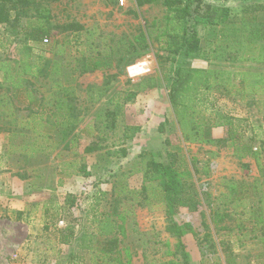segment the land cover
I'll return each mask as SVG.
<instances>
[{
  "label": "rangeland",
  "instance_id": "rangeland-1",
  "mask_svg": "<svg viewBox=\"0 0 264 264\" xmlns=\"http://www.w3.org/2000/svg\"><path fill=\"white\" fill-rule=\"evenodd\" d=\"M47 1L53 25L75 22L83 30L53 29L46 37L49 43L31 41L32 50L27 52L22 42L37 22L21 18L17 29L8 33L7 27L0 25V97L14 98L23 106L32 91L42 100L41 109L47 114L58 86L65 87L72 102L79 104L82 112L85 108L86 117L96 122L95 127L77 125V131L87 129L91 136L85 140L79 133L72 136V140L79 138L72 147V163H78L77 169L84 165L80 150H85L92 138L101 141L103 150L96 169L90 171L92 175L96 172L87 179L88 192L56 194V201L48 197L43 209H36L37 215H43L38 220L17 221L14 214L7 219L0 215V264H228L230 260L233 264H264V242L258 238L262 233L251 215V208L264 200V86L253 88L251 74L264 75V65L218 57L217 51H225L221 37L224 24L198 29L199 56L177 57L162 51L166 31L181 29L178 21H170L174 14L164 0L143 7L133 1L126 8L119 7L117 0ZM206 1L218 20L224 10L229 11V20H238L246 7H264V0ZM259 18L264 20V11L259 12ZM142 32L148 37L147 46L132 47ZM96 61H109L111 68L82 73L83 67ZM145 61L149 63L148 74L132 80L128 68ZM178 65L218 73L217 85L203 97L196 118L203 137L213 143L184 141L168 101L169 79ZM43 66L49 73L45 78L38 74ZM16 84L24 88L17 94L13 89ZM134 93L133 101H126ZM159 105L165 109L160 111ZM164 111L166 120L158 133L152 120ZM141 125L146 126V138L161 145V157L168 163L175 159L183 183L194 185L197 210H172L160 181L144 183L146 162L154 158L152 153L137 148L131 156L122 155V144L129 148L123 136L136 138ZM45 131L54 133L50 126ZM3 143L7 145L4 139ZM49 162L46 156L38 159L41 166ZM75 168L72 166V171ZM233 186L238 187L237 193L231 191ZM96 213L110 215L117 224V234L109 237L119 240L118 250L110 257L89 250L97 246L89 238L82 241L84 235H98L101 240L107 236L100 234ZM172 223L180 227L181 235L167 231ZM67 232L74 236L66 245L61 239Z\"/></svg>",
  "mask_w": 264,
  "mask_h": 264
},
{
  "label": "trees",
  "instance_id": "trees-1",
  "mask_svg": "<svg viewBox=\"0 0 264 264\" xmlns=\"http://www.w3.org/2000/svg\"><path fill=\"white\" fill-rule=\"evenodd\" d=\"M56 1V0H55ZM138 7L149 5L156 0H136ZM47 0H0V25H5V33L11 29L15 31L21 18L35 20L37 26L31 33H27L23 39L24 48L27 52H31L32 47L29 43L42 42L46 37L51 35L53 29H60L63 32L76 33L83 30V26L79 23H68L64 25H53L51 10L48 7ZM164 5L174 15L170 21H178L181 25L179 32H172L170 29L166 31V40L161 48L162 51L173 54L177 57L199 56L201 52L200 38L198 36L199 28L216 27L224 24L221 30L222 45L225 51H217L218 57L227 56L230 62H253L264 65V20L259 18V12L264 11L261 5L248 6L244 9L240 19L229 20V11L224 10L220 20L213 6L206 0H164ZM14 14V17L11 15ZM21 43V42H20ZM148 43L147 35L142 32L134 38V43L141 48L146 47ZM226 49H230L226 51ZM224 52V53H223ZM48 62V63H47ZM46 63L49 65L50 61ZM111 68L109 61H96L92 65L82 68V73H92L97 70ZM38 74L47 77L49 73L45 67L38 69ZM217 71L212 69H198L185 65H178L173 76L169 79V102L174 109L180 130L182 132L185 143H213L214 140L205 139L203 137L202 125L196 118L199 117L202 105V99L215 89L218 82ZM246 75V74H245ZM254 78L251 86H264V75L253 73ZM244 83V80L242 81ZM18 86V85H17ZM61 86V85H59ZM136 94H131L126 101H133ZM114 115V114H113ZM225 118V117H222ZM228 121V119H227ZM228 124V122H227ZM222 126V125H220ZM133 130V129H132ZM163 131V126H160ZM93 148L86 149L89 153ZM124 157L127 155L124 151ZM176 161L172 159L169 163H160L153 158L148 159L144 171V183L152 181H160V186L166 195L169 207L177 211L179 208H188L189 210H197L195 203L196 190L193 184L189 186L180 178V172L176 168ZM195 170V173L198 172ZM238 187L233 186L231 191L237 193ZM142 191H147V187H143ZM251 215L255 218L254 224L259 228L262 236L260 240L264 242V200L262 199L258 206L251 208ZM102 236L101 240L98 235H84L82 241H94L96 247H90L89 250L97 251L104 257H110L118 250L119 240L116 237H109L117 234V224L112 218H104L98 221ZM167 231L172 235H181L180 227L176 223H172ZM73 232H67L61 241L64 244H70L73 238ZM257 238V237H256ZM187 264V263H185ZM228 264H233L231 260Z\"/></svg>",
  "mask_w": 264,
  "mask_h": 264
},
{
  "label": "crops",
  "instance_id": "crops-1",
  "mask_svg": "<svg viewBox=\"0 0 264 264\" xmlns=\"http://www.w3.org/2000/svg\"><path fill=\"white\" fill-rule=\"evenodd\" d=\"M50 61L55 62L53 59ZM13 89L16 90V94L24 90L17 84L13 86ZM158 91L159 89L155 92L158 93ZM56 94V100L51 104L52 107L47 114L41 109L42 100L35 98L32 91L28 94V104L23 106L21 101L17 102L14 98L11 100L10 97H5L8 100L6 101L5 98L0 97V153L3 154L0 160L4 161L0 163V215L4 219L14 214L17 221L28 218L38 220L43 215L41 212L37 215L36 209H43L47 204L45 201L49 200L48 197L52 196V200L56 201L57 196L66 194L68 191L82 190V193H86L90 188L87 179L93 177L96 172L93 170V175L90 173L96 167L97 158L103 150L101 141L97 137L92 138V142L85 147V150L82 152L80 150L84 165L77 169L78 163H72V147H75L74 143L79 138L77 136L72 140V136L79 133L81 139L85 140L87 135L91 136V134L87 129L77 131V125H94L95 127L96 122H91L86 117L85 108L82 112L79 104L72 102L71 93L65 87L58 86ZM153 94L155 93L151 95ZM158 109L161 111L165 109V106L159 105ZM22 113L27 115L22 116ZM165 120V111L157 120L153 118L152 123L158 126V133ZM5 125L10 128L6 129ZM47 126L53 127L54 133H45ZM114 126L112 123L111 127L114 128ZM16 127H19L18 130ZM140 131L136 138L133 135L123 136V142L129 148L126 150L125 144H122L121 153L125 151L126 154L128 152L125 157L131 156L138 148L152 153L155 161L168 163L164 157H161L160 153L163 152L161 145L154 144L146 138V126L143 125ZM92 133L96 132L92 131ZM3 139L7 145L3 143ZM89 147L93 150L86 153ZM41 156H46L52 162L41 166L38 163ZM88 161H91V164ZM72 166L76 167L73 171ZM47 213L45 211V216ZM107 217L112 218L110 215L96 213L94 220L98 221Z\"/></svg>",
  "mask_w": 264,
  "mask_h": 264
},
{
  "label": "built area",
  "instance_id": "built-area-1",
  "mask_svg": "<svg viewBox=\"0 0 264 264\" xmlns=\"http://www.w3.org/2000/svg\"><path fill=\"white\" fill-rule=\"evenodd\" d=\"M132 1H136V0H117L118 6L121 8L128 7ZM43 43L47 44L49 43V40L46 38L43 40ZM149 71H150L149 63L146 61L135 64L128 68V73L132 80L147 75ZM60 223L64 224V221H61Z\"/></svg>",
  "mask_w": 264,
  "mask_h": 264
}]
</instances>
